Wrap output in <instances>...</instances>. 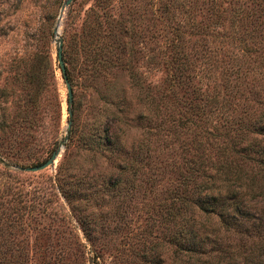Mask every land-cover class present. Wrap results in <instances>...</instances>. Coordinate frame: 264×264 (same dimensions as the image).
I'll use <instances>...</instances> for the list:
<instances>
[{
  "label": "rangeland",
  "instance_id": "rangeland-1",
  "mask_svg": "<svg viewBox=\"0 0 264 264\" xmlns=\"http://www.w3.org/2000/svg\"><path fill=\"white\" fill-rule=\"evenodd\" d=\"M62 1L0 0V110L7 114L6 119H12L15 103L29 92L28 86L25 89L20 84V73L25 72L36 54H41L40 102L35 127L0 129V253L22 251L24 264H95V259L99 264H178L180 259L175 255L174 240L166 239L174 232V221L162 217L161 206L176 179L166 172H157L152 173V182L139 184L141 174L138 173L133 175L131 184L132 173L114 168L104 156H91L81 148L76 150L74 142L66 146L65 139L62 141L67 118L66 89L55 63L60 129L57 140L52 145L49 143L51 126L42 107L49 93L48 71L51 60L55 59L56 37L61 36L65 50L69 40L79 32L92 0H71L58 16ZM261 5L264 0H113L110 13L116 16L119 11L128 9L135 16L137 45L142 46L146 40V48L144 46L137 54L134 65L154 96L169 87L168 57L157 50L163 41L161 36L164 37L168 29L191 26L195 34L186 36L189 46L200 42L216 48L218 60L212 72L193 70L191 82L185 84V88L172 87L169 106L182 111L192 87L196 93L197 88L209 89L215 82L222 89L223 81L232 80L235 64L244 69L246 79H258L259 100L264 99V74L261 73L264 65L258 63L257 54L247 56L246 53L247 46H264V42H260L264 32L261 33L262 28H257L251 18L242 16ZM146 26L159 35L156 40L146 39ZM209 30L218 32L205 35ZM224 31L228 36L221 34ZM141 38H144L142 42ZM196 56L192 63L200 62L199 67L204 70V63L199 61L202 55L197 53ZM20 57L24 63L18 60ZM261 60L264 62V58ZM114 79L125 87L127 100L131 102L127 114L133 117L134 90L128 86L124 72L117 71ZM249 102L255 106L253 100ZM259 108L262 105L255 110ZM127 123L116 125L121 127L122 151L132 145L133 149L137 145L143 147L146 135L142 127L133 119H128ZM150 137L152 153L170 154L168 147L159 148L157 136ZM170 140L168 137L167 141ZM172 142L170 144L176 146V141ZM56 146L61 150L53 164L36 170L16 167L42 161ZM137 151L143 153L142 148V152ZM173 158L178 161L176 152ZM62 191L68 194V200ZM69 203L75 208L71 209ZM255 205L259 210L264 204L255 202ZM79 219L85 221V226L95 236L93 244L85 237Z\"/></svg>",
  "mask_w": 264,
  "mask_h": 264
},
{
  "label": "trees",
  "instance_id": "trees-1",
  "mask_svg": "<svg viewBox=\"0 0 264 264\" xmlns=\"http://www.w3.org/2000/svg\"><path fill=\"white\" fill-rule=\"evenodd\" d=\"M112 7L113 0H92L79 32L62 49L65 75L72 89L71 122L64 128L66 146L74 142L76 150L102 155L108 164L132 176L141 174L139 184L152 182V173L174 176L176 181L161 206L162 217L174 221V232L166 239L174 240L178 264H264V205L259 210L255 205L264 204V99L259 100L258 79H246L244 69L235 64L232 80L223 81L222 89L215 82L209 89L197 88L196 93L192 87L186 96V108L172 109L168 102L171 89L176 85L185 88L193 70L212 72L218 60L216 48L200 42L189 46L186 36L194 32L191 26L168 29L169 34L161 36L163 41L157 50L168 57L169 87L154 96L134 65L137 54L146 48V40L142 46L137 45L135 16L128 9L114 16L110 13ZM242 16L251 18L264 32V5ZM144 32L146 39L156 40L159 36L148 26ZM207 32L204 34L215 35L218 31ZM221 34L228 36L225 31ZM262 51L264 46H247L246 53L257 54L258 63L264 65ZM196 52L202 55L199 61L204 63V70L199 67L200 62L192 63ZM18 60L25 61L22 57ZM40 60L41 54H36L25 72L20 73V84L23 88L28 86L29 92L15 103L12 119H6L7 114L0 110L1 130L35 127L40 102ZM53 63L58 67L56 54L50 63L49 93L42 107L51 126L50 145L57 140L61 114ZM119 70L126 74L128 86L134 90L135 98L130 96L136 105L133 117L127 114L131 102L125 87L114 79ZM258 105L262 108L255 110ZM128 119L142 127L146 140L143 147L137 145L133 149L132 145V151H122L121 127L116 125L128 124ZM153 135L160 140L159 148L168 147L170 154L151 152L149 138ZM172 141H176V146L170 144ZM141 148L143 153L137 151ZM175 152L178 161L173 158ZM133 180L134 176L129 182L133 184ZM62 192L68 200V194ZM79 220L85 237L93 244L95 236L85 221ZM23 256L22 251H5L0 253V264H24ZM95 264H99L96 259Z\"/></svg>",
  "mask_w": 264,
  "mask_h": 264
},
{
  "label": "water",
  "instance_id": "water-1",
  "mask_svg": "<svg viewBox=\"0 0 264 264\" xmlns=\"http://www.w3.org/2000/svg\"><path fill=\"white\" fill-rule=\"evenodd\" d=\"M71 0H63L61 5H60V11L58 13V16L61 15V12L63 11L64 7L68 5V3ZM54 32L57 33V30L54 29ZM55 54H56V60L58 63L59 70L61 72V77L63 79L65 89H66V112H67V119L65 123V128H68L71 122V114H72V109H71V101H72V89L70 86L69 81L67 80V77L65 75V65L64 61L62 58V38L60 35H57L56 37V42H55ZM65 134L64 137L62 138V141L65 139ZM61 150L60 146L54 147L49 155L43 159L42 161L30 165H17L16 167L20 170H36L40 169L42 167H45L46 165H51L54 162L55 157L58 155L59 151Z\"/></svg>",
  "mask_w": 264,
  "mask_h": 264
}]
</instances>
